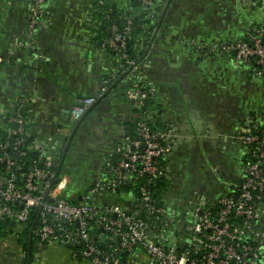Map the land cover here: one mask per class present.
I'll return each instance as SVG.
<instances>
[{
  "label": "crops",
  "instance_id": "0c3cea01",
  "mask_svg": "<svg viewBox=\"0 0 264 264\" xmlns=\"http://www.w3.org/2000/svg\"><path fill=\"white\" fill-rule=\"evenodd\" d=\"M102 1L122 6L127 0ZM96 2L46 1L36 47L27 49L21 43L28 0H0V129L23 102L35 140L58 162L64 156L60 176H71L68 198L106 177L108 163L119 157L117 145L134 126L129 78L102 92L117 61L102 46ZM154 6L159 13L140 49V78L153 89L159 128L169 125L176 140L166 158L165 204L172 217L186 219L195 196L215 199L241 180L243 152L235 136L248 117L264 115V83L213 50L264 22V1L155 0ZM85 97L97 98L96 105L74 131L71 109ZM96 202L113 203L110 193L96 195ZM256 227L264 260V213ZM23 258L14 238H0V264H23ZM31 264L86 262L60 245L35 244Z\"/></svg>",
  "mask_w": 264,
  "mask_h": 264
},
{
  "label": "built area",
  "instance_id": "2783aa9c",
  "mask_svg": "<svg viewBox=\"0 0 264 264\" xmlns=\"http://www.w3.org/2000/svg\"><path fill=\"white\" fill-rule=\"evenodd\" d=\"M46 1L28 0L26 38L21 43L27 49L36 47L33 35L42 20ZM142 2L146 8L152 4V0ZM150 16L155 15L151 12ZM119 18L125 26L119 31L111 25L110 37L102 42L117 61L115 70L103 82L102 92L121 74L129 78L135 135L126 136L117 145L119 157L108 163L106 177L73 197L76 202H70L64 194L71 182L67 173L59 176L47 192L58 160L47 155L44 145L31 134L21 102L3 126L13 142H0V162L4 164V172L0 173V220L9 219L16 225L6 237L18 242L30 212L37 210L39 221L33 233L40 248L60 245L73 260L86 264H122L123 253L127 254L125 264H264L262 235L256 227L264 213V115L248 117L235 136L243 161L241 180L233 192L215 199L198 194L191 201L186 219L172 217L164 197L156 199L151 186L159 180L170 184L168 168L162 162L171 154L176 140L169 125L154 129L152 114L140 112L153 89L140 78L141 58L135 61L125 52L132 19ZM213 51L230 58L264 83V22L244 37L226 41ZM96 99L77 100L71 109L73 120H79ZM27 138H31L27 150L35 152L37 160L30 170L17 176L12 171L17 162L9 148L17 150L21 140ZM23 154L19 151V155ZM139 180L138 194L131 196L135 215L118 205L96 202V195L114 192L119 186ZM76 244L82 245L80 251L70 248Z\"/></svg>",
  "mask_w": 264,
  "mask_h": 264
},
{
  "label": "trees",
  "instance_id": "16d2710c",
  "mask_svg": "<svg viewBox=\"0 0 264 264\" xmlns=\"http://www.w3.org/2000/svg\"><path fill=\"white\" fill-rule=\"evenodd\" d=\"M101 1V3H99ZM97 7L99 11L97 12V15L100 18V29H99V36L104 41L107 38L110 37L109 33V27L111 25L117 26L118 30L121 31L122 28L125 26V22L123 19H120L119 17L124 16H130L132 19L131 25H130V32L126 35L125 42V52L126 54L137 61L141 57V47L146 43V38L149 35L148 29L151 28L152 22L155 20V18L158 15V9L154 6L155 0H152V4L149 7H145L142 0H127L126 3L122 6H115L113 4H109L102 0H97ZM154 13V17L150 16V13ZM144 37V40L142 39ZM114 56V54H113ZM125 78L126 76H123L122 74L116 78V80L110 85L109 89L117 83L118 80L121 78ZM128 78V77H126ZM125 78V79H126ZM264 79V75L262 76ZM111 88V89H112ZM147 111L152 114L151 119V126L154 129H160L158 126V107L153 106V103L151 101V97H148L145 101V106L142 108L140 112ZM164 128V127H162ZM135 129H136V120L134 119V126L131 130V132L127 135L129 137H132L135 135ZM8 141L9 143L13 142V138L8 137L6 128L2 127L0 129V142ZM31 144V138L22 139L21 144L17 147V150H13L12 148H9V153L11 156L16 160L17 165L14 166L12 171L15 175H19L22 172H26L30 170L33 166V161L37 160V154L31 150H27V147ZM19 151L24 152L23 155H19ZM163 165L166 164V160H164ZM4 172V164L0 162V173L2 174ZM145 178L141 179L142 181ZM18 182H22V178L18 179ZM141 181H135L133 183H127L122 186L117 187V189L114 192H111L112 202L111 204L118 205L122 209L131 212L134 214V211L132 208L134 202L130 200V203L126 201L127 197H131L132 195L137 196L138 190L140 187ZM169 188V184L166 180H159L157 181V184L155 186H151V190L153 191V196L156 199H159L161 196H165V193L167 192ZM105 193V192H104ZM70 202H76V198H68L67 199ZM164 204V202H163ZM18 207V205H15ZM130 206V209H127ZM135 215V214H134ZM141 215H144V213H141ZM38 213L37 210L31 211L29 214V219L27 222V226L24 229L23 232L18 234V242L22 246V249L24 251V258H23V264H26V252L28 246H30V264L32 261V255L34 252V246L35 244H38V238L33 233V230L38 225ZM62 226H66L65 223H62ZM16 227L14 225V222H12L9 219L6 220H0V238L6 237L9 233L13 232V229ZM33 227L31 236L29 238V231L30 228ZM30 241V242H28ZM42 247V246H41ZM44 248V247H43ZM42 248V249H43ZM74 251H80L82 248V245L76 244L70 247ZM126 253L120 254L121 263L125 264L126 259ZM80 261V260H79Z\"/></svg>",
  "mask_w": 264,
  "mask_h": 264
},
{
  "label": "water",
  "instance_id": "95a60500",
  "mask_svg": "<svg viewBox=\"0 0 264 264\" xmlns=\"http://www.w3.org/2000/svg\"><path fill=\"white\" fill-rule=\"evenodd\" d=\"M141 62V59L139 60L138 63ZM96 104H92L91 107L89 109H92L94 108ZM84 118V115L75 122V125H74V131L78 128V126L80 125L82 119ZM63 160H64V156L59 160L58 164H57V167L55 168V171L53 173V176L51 178V181H50V184H49V187L47 189V192L51 189V187L55 184V182L57 181V179L59 178L60 174L62 173V169H63ZM77 200H80V198L78 197ZM32 230H33V227L30 228V231H29V238L31 236V233H32ZM114 241H116V238L114 239ZM30 242V241H29ZM26 264H30V246H28L27 248V252H26Z\"/></svg>",
  "mask_w": 264,
  "mask_h": 264
},
{
  "label": "flooded vegetation",
  "instance_id": "af4514ba",
  "mask_svg": "<svg viewBox=\"0 0 264 264\" xmlns=\"http://www.w3.org/2000/svg\"><path fill=\"white\" fill-rule=\"evenodd\" d=\"M200 166H201V164H198V167H197V168H198V169H201L202 166H201V167H200Z\"/></svg>",
  "mask_w": 264,
  "mask_h": 264
},
{
  "label": "rangeland",
  "instance_id": "374dc122",
  "mask_svg": "<svg viewBox=\"0 0 264 264\" xmlns=\"http://www.w3.org/2000/svg\"><path fill=\"white\" fill-rule=\"evenodd\" d=\"M66 190H64V193H65Z\"/></svg>",
  "mask_w": 264,
  "mask_h": 264
}]
</instances>
